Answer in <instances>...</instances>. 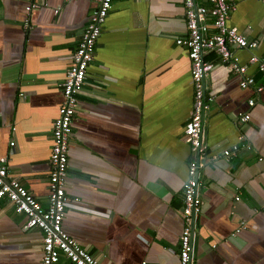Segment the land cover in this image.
<instances>
[{"label": "crops", "instance_id": "obj_1", "mask_svg": "<svg viewBox=\"0 0 264 264\" xmlns=\"http://www.w3.org/2000/svg\"><path fill=\"white\" fill-rule=\"evenodd\" d=\"M227 1L235 7L228 26L258 44L230 49L263 89L241 87L229 64L205 54L214 64L205 77L213 101L199 155L184 138L193 108L191 59L177 44L188 31L184 0H113L73 121L63 222L100 264H179L192 160L202 165L192 264H264V78L250 63L264 59V4ZM98 6L0 0V158L9 160L8 179L44 207L62 84ZM242 114H250L248 123L239 124ZM241 134L252 149L225 159ZM27 221L0 203V264H41L43 233ZM242 222L247 228L237 233Z\"/></svg>", "mask_w": 264, "mask_h": 264}, {"label": "built area", "instance_id": "obj_2", "mask_svg": "<svg viewBox=\"0 0 264 264\" xmlns=\"http://www.w3.org/2000/svg\"><path fill=\"white\" fill-rule=\"evenodd\" d=\"M99 6L90 18L81 40L75 50L71 66L62 84L63 102L59 115L53 124V146L50 156L49 200L47 207L31 194L18 180L8 179L9 160L0 158V203L8 201L13 204L15 212L27 217L26 227L36 228L43 233L41 264H60L67 260L72 264H100L85 248L73 239L63 228V222L68 204L66 193L69 168V152L73 133V121L76 116L79 96L88 78V70L96 55L97 42L102 29L113 7V0H98ZM264 4V0H259ZM207 5H198L196 0H184L187 34L177 39V44L185 46L191 59V74L193 86V108L191 117L184 130L185 141L196 154H204L202 130L206 112L213 101L207 96L205 77L213 70L214 64L205 61L207 52H214L221 62L229 64L233 71L242 77L241 87L255 86L254 78L247 76L246 65H241L230 47L254 49L257 42L249 41L237 28L228 26L229 14L235 9L227 0H206ZM37 4L27 7L30 14ZM59 10H56L58 13ZM30 24L27 20L26 28ZM251 64H258L264 78V59L252 57ZM257 91L263 87L255 86ZM254 106L255 101H249ZM250 121V114H242L239 124ZM14 146V143H11ZM245 148L251 150L246 136L241 134L239 143L224 150L223 157L229 159L238 155ZM202 167L197 160H192L188 168V180L183 190L184 229L180 237L179 264H192L197 217L202 212L200 196L201 183L198 173ZM242 222L236 232L246 229Z\"/></svg>", "mask_w": 264, "mask_h": 264}]
</instances>
